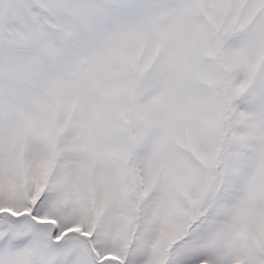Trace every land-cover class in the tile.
I'll return each instance as SVG.
<instances>
[{"label": "snow or ice", "instance_id": "1", "mask_svg": "<svg viewBox=\"0 0 264 264\" xmlns=\"http://www.w3.org/2000/svg\"><path fill=\"white\" fill-rule=\"evenodd\" d=\"M0 264H264V0H0Z\"/></svg>", "mask_w": 264, "mask_h": 264}]
</instances>
